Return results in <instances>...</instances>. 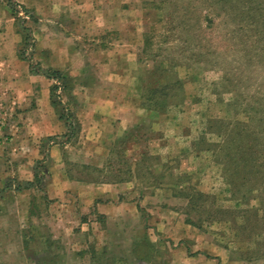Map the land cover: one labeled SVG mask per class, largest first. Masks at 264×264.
I'll list each match as a JSON object with an SVG mask.
<instances>
[{
	"label": "rangeland",
	"instance_id": "rangeland-1",
	"mask_svg": "<svg viewBox=\"0 0 264 264\" xmlns=\"http://www.w3.org/2000/svg\"><path fill=\"white\" fill-rule=\"evenodd\" d=\"M91 1L85 23L61 10L76 0H0V264H264V178L231 159L245 141L264 154V11ZM162 85L171 96L147 108ZM112 97L126 106L89 105ZM42 98L65 126L23 136ZM65 180L116 208L101 216Z\"/></svg>",
	"mask_w": 264,
	"mask_h": 264
},
{
	"label": "crops",
	"instance_id": "crops-1",
	"mask_svg": "<svg viewBox=\"0 0 264 264\" xmlns=\"http://www.w3.org/2000/svg\"><path fill=\"white\" fill-rule=\"evenodd\" d=\"M77 2H75L76 4L75 5H60L61 7V10L67 12V11H70L71 10V7H77L79 10L81 11H84V21L85 23L88 21V12L91 14V11L93 10V5L92 4V1L91 0H76ZM82 2H84V4H81ZM24 8H30L32 13L35 14L34 16H38L37 13H35V11L37 10L38 13H41V10L39 7H36V10L32 7H28L26 5H20ZM82 13V12H81ZM66 13L64 15V17H66ZM39 21H41L42 19H40V17H38ZM92 20V16L89 17V21ZM45 21V20H44ZM92 22V21H91ZM91 22L89 24H91ZM46 23L44 22L43 23V26H45ZM47 26V25H46ZM87 26V24H86ZM52 33H44L43 36L40 37L39 41L42 42V43H47L49 41L52 40L53 37H51ZM54 34V33H53ZM56 36V35H55ZM75 38V37H74ZM56 39V37L54 38ZM72 37H67V40H71ZM57 40V39H56ZM86 40V39H84ZM54 51H57V50H60L61 52H64L65 54H70L68 48H62V47H56L54 46L53 48ZM61 68L62 67H59V68H52L53 70H62ZM73 74V72H71ZM115 73V72H114ZM113 73V75H115ZM118 73V72H117ZM116 73V74H117ZM119 74H117L115 76V78L113 77L114 81H120V78L118 77ZM90 106H102L103 107H107V106H119L124 108V102L122 99H116L114 97H112V100H107V101H103V102H95V103H89ZM37 108H28L26 107V111H24L22 114H23V117L26 118V120H24V123L27 124V128L28 130L26 131V133L23 135V136H26V137H38V136H50V135H53L55 134V130H58V129H62L63 126H65L64 124H62L61 122V119H57L55 117V115L52 113V108H51V105L48 104V102H46V99L42 98V101L39 102L37 101L36 105ZM126 106V105H125ZM121 108V109H122ZM101 111L102 109H95L93 110V115H99L101 114ZM109 113H111V111H109ZM113 114V113H112ZM100 116V115H99ZM28 120V121H27ZM49 123V124H48ZM32 124V126H30ZM57 128V129H56ZM32 130V131H30ZM63 130V129H62ZM34 175V174H33ZM28 181H31V179H27ZM63 184L67 185V186H70L71 188H73V191L74 192H77L78 193V190H79V193L75 195H79L81 196V191L83 190H88L89 188V192H91L89 195L91 196V201H92V204H93V208L97 209V212H99L101 214V216H103L104 214L107 215V213H109V210H113L115 207V205L118 203L117 201L115 203H113L112 201H109L111 203L112 206H110L109 204H106V203H109V202H102L100 201L99 198H102L104 195H105V190L102 189L101 187H98L97 185H99L100 183H96V186L97 187H89V186H95V184H93V182H91L90 184H81L80 182H77V181H69V180H65L63 181ZM101 186L105 185L104 183L101 182ZM30 189V188H29ZM28 189H22L21 191H26ZM19 191V192H21ZM103 203V204H101Z\"/></svg>",
	"mask_w": 264,
	"mask_h": 264
},
{
	"label": "trees",
	"instance_id": "trees-1",
	"mask_svg": "<svg viewBox=\"0 0 264 264\" xmlns=\"http://www.w3.org/2000/svg\"><path fill=\"white\" fill-rule=\"evenodd\" d=\"M217 1L218 2H222L223 4H225V3H233V4H235V3H237L238 0H236V1L235 0H217ZM239 1H242V0H239ZM239 3L242 4V5H259L257 7L258 8L257 10L260 11V12L264 11V6L262 7V5H264V0H243L242 2H239ZM239 3H237V4L239 5ZM11 10H12V15L14 17H16L17 11L14 8H12ZM247 24L256 25L255 21H253L252 24L249 23V22ZM239 25H242V24H239ZM48 73L50 75H52V76L57 77V78L60 77V73H59L58 70H48ZM176 82L178 83V86L180 87L179 80H176ZM167 86L168 85H166V87ZM166 87H165V85H162L161 88L158 87V89L157 88L154 89V94H150L149 93L147 95L146 100H145V102H147V103H145L147 108L155 109L152 106H155V107L160 106L159 105L160 104V100H166V99L169 98V96H171V95H169V93H165L164 89H166ZM179 87L176 88L175 91L180 89ZM53 88H55V86H53L51 88V92L53 91ZM173 90H174V88H173ZM154 101H156V103L154 105L151 104ZM235 126L232 125V127H235ZM236 128L239 129L237 133H238L240 139H241V137H243V139H248V140H250L249 138H252V136L249 135L246 130L243 131L242 129H240L237 126H236ZM225 140L226 141L222 142L218 146L219 151H220V149L222 147H226V149H227V146L229 145L228 136L226 137ZM248 142L249 141H245V145H247ZM245 145H239L238 147H236V149H234L235 151L232 150L234 153L235 152L237 153L236 155H234V158H231L232 161L234 163H236V164L242 163V161H243V163L245 164L244 168L246 169V171H249V170L252 171L249 174V176H252L253 178H256L257 176H260L261 178H264V172H261V170H264V154H263V157H260V156L257 155L258 149H254L253 150L251 145H250V143L247 146H245ZM259 145H260V143L257 144V146H259ZM230 148H231V146H230ZM237 149H240V150H237ZM219 151H217V152L214 151V153H215L214 156H215V158L218 159V161L220 163H223V161L225 162V158H227V157H225V156L224 157H221V156L219 157V155H218ZM220 153H222V152H220ZM222 158H224L223 161H222ZM40 181H41L40 177L36 173H34V180L33 181L27 182L26 185L23 186V187L18 186L16 188V190L36 188V187H38V183H40Z\"/></svg>",
	"mask_w": 264,
	"mask_h": 264
}]
</instances>
